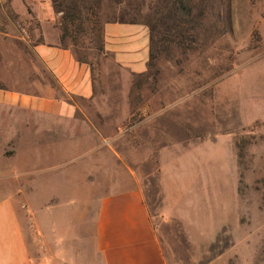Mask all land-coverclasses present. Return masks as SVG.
Masks as SVG:
<instances>
[{
	"label": "rangeland",
	"instance_id": "374dc122",
	"mask_svg": "<svg viewBox=\"0 0 264 264\" xmlns=\"http://www.w3.org/2000/svg\"><path fill=\"white\" fill-rule=\"evenodd\" d=\"M38 1L0 0V85L31 92L39 82L55 85L30 50L41 37L32 11ZM57 1L78 4L76 22L81 20L83 30L70 25L60 41L90 65L94 91L110 117L97 124L103 132L96 151L83 147L73 163L39 178L34 201L55 197L56 206L49 208L60 210L61 227L68 232L80 223L83 234L107 188L101 176H88L96 158L111 165L105 170L114 180L109 188L130 184V176L138 180L168 264H264V121L249 124L264 116V0H225L214 33L210 20L200 21L189 47L160 44L148 71L138 75H128L110 54L97 50L103 23L124 2ZM137 1L145 14L149 0ZM60 17L54 24L62 34ZM147 100L148 114H159L144 121L141 106ZM205 117L208 140L185 150L200 135ZM167 144L175 151L159 150ZM160 183L170 211L181 220L163 217Z\"/></svg>",
	"mask_w": 264,
	"mask_h": 264
},
{
	"label": "crops",
	"instance_id": "0c3cea01",
	"mask_svg": "<svg viewBox=\"0 0 264 264\" xmlns=\"http://www.w3.org/2000/svg\"><path fill=\"white\" fill-rule=\"evenodd\" d=\"M32 9L40 20L42 40L30 50L55 85L39 82L34 92L0 85V264H168L135 176H130V184L120 181V187L109 188L114 180L105 170L111 165L96 158L91 162L95 168L88 176H101L107 188L98 196L91 226L83 234L80 223L68 232L61 227L60 210L49 208L50 203L56 206L55 197L36 203L31 196L39 178L73 163L83 147L95 152L103 132L97 124L110 117L94 91L90 65L78 61L73 48L60 41V29L54 24L59 13L48 0L34 2ZM102 41L104 53L112 56L120 70L128 75L148 71L150 38L144 24L105 21ZM150 108L151 102L144 101V121L158 117L159 111L148 114ZM207 120L185 150L208 140ZM257 121H264V116L254 117L249 124ZM173 145L159 150L175 151ZM233 161L238 180L236 152ZM160 188L163 217L181 220L170 211L162 183ZM236 188L237 182L233 192L238 199Z\"/></svg>",
	"mask_w": 264,
	"mask_h": 264
},
{
	"label": "trees",
	"instance_id": "16d2710c",
	"mask_svg": "<svg viewBox=\"0 0 264 264\" xmlns=\"http://www.w3.org/2000/svg\"><path fill=\"white\" fill-rule=\"evenodd\" d=\"M99 0H97L98 2ZM114 4L120 6L119 12L111 20L120 23H142L149 31L150 53L149 65L156 57L159 45L173 44L177 46L189 47L195 40L197 26L200 21L210 20V30H217V23L222 15V8L225 7V0H149L147 12L141 14V2L137 0H112ZM52 7L56 13H61L60 28L61 38L69 33V26L74 25L78 31L83 30L80 19L78 4L71 1L67 4L52 1ZM40 37L38 41H41ZM99 52H104L102 33L97 46ZM80 62L86 59L76 54ZM55 83V82H54Z\"/></svg>",
	"mask_w": 264,
	"mask_h": 264
}]
</instances>
